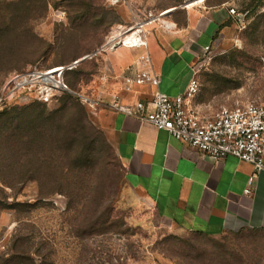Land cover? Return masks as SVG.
I'll return each instance as SVG.
<instances>
[{"label": "rangeland", "instance_id": "rangeland-1", "mask_svg": "<svg viewBox=\"0 0 264 264\" xmlns=\"http://www.w3.org/2000/svg\"><path fill=\"white\" fill-rule=\"evenodd\" d=\"M190 1L120 0L114 5L109 0H0L1 22L8 26L0 42V91L6 76L16 70L32 72L35 65L56 67L88 53L93 56L66 75L83 113L66 121L63 137H55L52 124L46 130L50 145L66 154L62 160L70 157L83 166L81 185L75 187L68 165L56 192L45 183L41 189L36 179L14 188L0 184V264H264L263 233L209 237L158 222L151 201L128 183L97 121L98 88L107 66L102 45L112 28L149 21L146 27L151 29L165 22L175 6ZM228 1L238 9L252 8L251 14L239 24L229 21L197 62L200 89L192 105L201 116L264 100V0ZM29 99L31 95L22 93L18 100L23 104L7 109L0 120L14 111L47 122L46 115L71 102L59 94L45 104ZM67 116H73L71 110ZM55 157L50 149L44 159ZM37 174L44 178L43 172ZM48 192L53 193L41 197ZM84 203L89 205L84 208ZM15 235L22 237L16 244Z\"/></svg>", "mask_w": 264, "mask_h": 264}, {"label": "crops", "instance_id": "crops-1", "mask_svg": "<svg viewBox=\"0 0 264 264\" xmlns=\"http://www.w3.org/2000/svg\"><path fill=\"white\" fill-rule=\"evenodd\" d=\"M228 0H194L171 9L165 22L148 29V50L159 88L170 96L183 92L199 58L229 27L244 20L230 12ZM238 9V8H236ZM107 66L99 83L97 121L115 148L131 187L147 197L161 224L209 237L246 231L264 234V169L228 155L213 159L172 136L112 106L150 98L153 87L136 85L126 92L122 80L135 73L140 49L105 48ZM201 116V115H200ZM255 174L253 193L244 188Z\"/></svg>", "mask_w": 264, "mask_h": 264}, {"label": "built area", "instance_id": "built-area-1", "mask_svg": "<svg viewBox=\"0 0 264 264\" xmlns=\"http://www.w3.org/2000/svg\"><path fill=\"white\" fill-rule=\"evenodd\" d=\"M109 1L115 5L120 0ZM230 12L243 20L246 15V12H239L234 7ZM147 23L149 21L118 24L112 28L102 45V49L117 46L140 49L133 63L135 73L123 78V88L130 93L136 85L149 84L153 87L147 103L138 100L129 104L114 100L112 106L128 114H136L142 121L156 128L167 130L205 156L218 159L233 155L252 163L256 171L264 169V100H250L235 107H221L211 116H200L192 105V99L200 89L197 67L183 92L170 96L161 91V76L154 70L148 50ZM210 49L211 45H207L204 52ZM85 56L91 57L92 54ZM76 63L77 61L68 66L46 69L34 66L32 72L25 70L9 74L0 91V106L20 103L18 97L22 93L31 95V99L49 101L60 90L71 91L64 81V72L67 67L71 68ZM84 99L91 105L96 103V100L89 97ZM254 180L255 174H251L244 188L246 194L253 193Z\"/></svg>", "mask_w": 264, "mask_h": 264}, {"label": "trees", "instance_id": "trees-1", "mask_svg": "<svg viewBox=\"0 0 264 264\" xmlns=\"http://www.w3.org/2000/svg\"><path fill=\"white\" fill-rule=\"evenodd\" d=\"M249 1H251L252 3L259 4L261 0H249ZM14 3L16 4V2ZM251 9L252 8L247 6V7H243L242 9H237V11L243 13L246 12L244 20H247L250 17ZM1 21H3L2 18H0V42L4 43L3 38L8 34V31H6L7 30L6 28L8 26H6V24H3ZM13 21H15V19ZM76 58L75 61H77V59L79 60V58L77 59ZM85 59L81 61H84ZM72 61L68 64H61L60 66H68L69 64H73L75 62L73 61L72 63ZM81 61H78L71 68L67 67L65 69L64 81L71 91L60 90L53 96L55 97L58 94L63 95V98H67L71 102L68 101L65 102L63 106L54 110L48 116L46 115V117L48 118L47 122L45 121V119L35 121L34 118H29L24 116L20 117L19 115L14 113V111L13 112L10 111L11 115L7 117L5 120H0V184L10 188H14L15 186H19V184L25 183L29 179H36L40 183V188L41 185L45 183L47 185H53L54 187H56V189L53 191L56 192L57 188L62 187L61 186L62 183L60 182L61 179L60 177L66 174L64 173V168L65 165H68L69 167L68 171L71 169L72 175L74 176L73 183L75 187H79V185H81L80 176L83 173V169H82L83 166L77 163V160L75 161L73 158L70 157L68 158V162L66 160L65 161L62 160L61 158L63 157L62 155L64 152L60 147L59 148L55 147V145L51 146L48 137L46 136L48 123L52 124L51 126L54 130V135L56 138L63 137L64 125L66 121L70 123V120L75 118L74 117L75 114L83 113V106L79 102L80 96L77 95L78 94L77 90L73 89L66 80L67 73L73 70L79 63H81ZM35 66L45 69L53 67V66L43 67L39 65H35ZM24 70L25 69L16 70L14 72H22ZM29 102L42 103V104L47 103V101L38 98L31 99ZM22 104L23 103H18L14 105L5 104L3 106H0V116L1 114L7 112V109L12 107L15 108L17 106H21ZM70 106H71L70 110L73 116L68 119L67 115H69V111H70L68 110V108ZM26 115H29V113ZM22 125L26 126L27 129L23 130V128L21 127ZM50 149H53V151L55 152V156H56L55 159L52 158L51 160H49V158L44 159L46 157V152ZM64 155L66 156L65 153ZM39 172H43L44 178L38 176L37 173ZM27 173L29 174L28 176H26ZM53 192H48L45 194L41 193V197H46L47 195H50V193ZM87 205L89 204L84 203L83 207L85 208ZM14 238H15L14 242L16 244V242H18L22 237L20 235H15Z\"/></svg>", "mask_w": 264, "mask_h": 264}, {"label": "water", "instance_id": "water-1", "mask_svg": "<svg viewBox=\"0 0 264 264\" xmlns=\"http://www.w3.org/2000/svg\"><path fill=\"white\" fill-rule=\"evenodd\" d=\"M87 56H83L82 58H80L78 61H81V60H83V59H85ZM77 61V62H78Z\"/></svg>", "mask_w": 264, "mask_h": 264}]
</instances>
